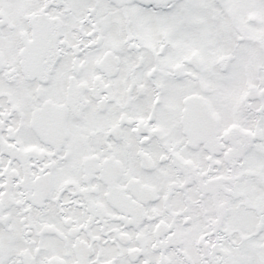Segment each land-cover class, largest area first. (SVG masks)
I'll list each match as a JSON object with an SVG mask.
<instances>
[{
	"label": "snow or ice",
	"instance_id": "6c2138e0",
	"mask_svg": "<svg viewBox=\"0 0 264 264\" xmlns=\"http://www.w3.org/2000/svg\"><path fill=\"white\" fill-rule=\"evenodd\" d=\"M0 264H264V0H0Z\"/></svg>",
	"mask_w": 264,
	"mask_h": 264
}]
</instances>
